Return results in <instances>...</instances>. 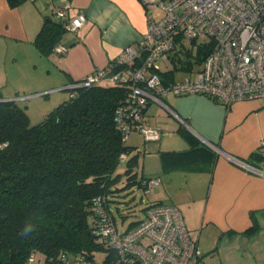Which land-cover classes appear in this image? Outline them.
<instances>
[{
    "label": "crops",
    "instance_id": "obj_1",
    "mask_svg": "<svg viewBox=\"0 0 264 264\" xmlns=\"http://www.w3.org/2000/svg\"><path fill=\"white\" fill-rule=\"evenodd\" d=\"M64 3L68 4L64 21L81 12L85 21L59 39L55 47L63 46L64 51L56 49L47 55L59 70L58 79L32 94L63 89L61 86L115 62L121 49L136 44L146 27L145 10L139 0H22L15 6L0 0L2 98L12 99V93L3 87L19 85V81L38 86L36 82L49 72V65L39 67L46 58L33 40L44 18L55 15V10ZM169 97L168 105L173 113L156 103H150L146 109L150 125L162 131L155 140L159 141L158 158L161 151L189 147L190 142L179 133V128L188 132L193 142L213 149L216 158L211 170L202 171L183 168L166 171L159 158L163 175H158V169L152 170L154 175H142L159 178L154 187L162 185L163 200L181 211L187 228L200 227L197 237L205 232V246H214L211 255L217 257L219 264H264V176L236 161L252 166L249 160L257 164L253 167L264 170V150L260 149V140H264V99L239 100L226 106L202 95ZM166 134L170 138H163ZM174 182L185 185L178 199L170 190ZM155 203L166 204L162 200ZM251 212L258 230L247 235L244 231L253 224ZM200 252L198 262L202 257Z\"/></svg>",
    "mask_w": 264,
    "mask_h": 264
},
{
    "label": "trees",
    "instance_id": "obj_2",
    "mask_svg": "<svg viewBox=\"0 0 264 264\" xmlns=\"http://www.w3.org/2000/svg\"><path fill=\"white\" fill-rule=\"evenodd\" d=\"M7 1L15 6L22 0ZM53 17L44 18L33 40L44 56L55 51L59 39L69 31L63 17H57L58 21ZM209 45L195 46L193 52L180 42L170 59L173 69L168 80L179 71L199 67ZM125 92V86L115 84L76 89L33 125L15 100L0 101V264H31L29 259L36 252L43 255L45 264L63 254L72 260L95 261L94 252L105 250L93 234L98 216L94 198L101 199L98 205L108 211L117 227L109 209L114 195L132 187L144 192L142 182L149 178L134 171L138 151L131 154L135 147L122 140V132L114 123L115 110ZM179 133L190 145L183 150L161 151L163 170H211L216 152L193 142L183 128ZM122 154L126 155L124 160L120 159ZM121 162L123 173L117 172ZM253 214H249L252 226L244 231L247 235L258 230ZM29 222L34 231L24 237L21 229Z\"/></svg>",
    "mask_w": 264,
    "mask_h": 264
},
{
    "label": "built area",
    "instance_id": "obj_3",
    "mask_svg": "<svg viewBox=\"0 0 264 264\" xmlns=\"http://www.w3.org/2000/svg\"><path fill=\"white\" fill-rule=\"evenodd\" d=\"M139 1L145 10L146 27L136 44L124 46L115 62L63 87L72 96L76 89L103 80L125 86V96L114 115L123 141L133 131L145 140L160 138L161 128L150 125L146 109L156 103L173 113L163 97L202 95L226 106L239 100L264 99V0ZM67 7V3L62 4L54 16L64 17ZM157 8L161 10L159 16L152 12ZM84 21L81 12L67 20L66 28L74 31ZM186 40L194 48L208 43L210 50L198 69L191 68L168 80L175 47ZM56 49L64 51L65 47ZM260 149L264 150V140H260ZM124 158L126 155L122 154L120 159ZM236 161L264 176V170ZM158 181L157 177L144 180V192ZM100 201L99 197L94 198L98 216L93 234L106 250L102 262L72 260L63 254L49 264H197V239L186 229L176 206L148 205L143 217L121 232L108 211L98 205Z\"/></svg>",
    "mask_w": 264,
    "mask_h": 264
},
{
    "label": "rangeland",
    "instance_id": "obj_4",
    "mask_svg": "<svg viewBox=\"0 0 264 264\" xmlns=\"http://www.w3.org/2000/svg\"><path fill=\"white\" fill-rule=\"evenodd\" d=\"M161 11L159 8L155 9L154 11H152L154 13L155 16H159L161 14ZM54 15H52L53 17ZM56 21H58L59 19L57 17H53ZM184 47L186 48H190L193 52L195 51L196 48L194 47H190V41H184ZM46 59L44 60V63L40 64V68L43 67L45 68V64L49 65V72L47 71L45 73V76H43L40 81H37L36 84H39L38 86H34V85H26L24 83H20V81L18 82L19 85H9V86H5L3 87V90L5 91H10V93H12V98L13 100L15 99V97H19L15 99V103L24 108L27 112V115L29 116V122L30 125L36 124L38 122H40L46 115L47 112H50L54 107H56L59 103H61L63 100H68L69 97V90L67 89H60V90H46L44 92H40V93H34L32 94L34 91H40L43 90L45 85H50L55 82L58 77L57 75L58 73V69L55 68V62L53 61V59L51 58H47V56H44ZM48 60V63H47ZM37 66V64L35 65ZM198 69V65L193 67V70ZM192 70V71H193ZM183 73H185L184 71H179L177 73V77L181 76ZM10 80V79H9ZM12 80H10L11 82ZM100 84L104 85H108L111 84V82L109 80H103L100 82ZM61 86V87H65ZM48 87V86H46ZM13 89V90H11ZM3 90H1L2 92H4ZM5 93V92H4ZM63 97V98H62ZM170 98V97H169ZM169 98L167 97H163L162 99L168 104L169 102ZM162 109V108H161ZM162 111L165 112L164 109H162ZM136 132V131H133ZM130 133V138L127 140V144L135 147L132 150V153H136V151H138V164L137 167L135 168L134 171L137 172V175L140 176L141 174H147V175H154V173H152L153 169H158L160 172L158 173V175L162 176L163 172L161 170V165H160V159L158 158V153H157V149L158 146L157 144H159V141H144L143 138L141 137V135L137 134V133ZM167 133V132H166ZM171 134H174L172 132H170ZM163 138H170L168 137V134H166ZM174 138H176L177 140H182L180 139L181 137H179L178 134H174ZM182 142V141H181ZM122 170H124V162H121L118 168L117 172L123 173ZM157 175V173L155 174ZM181 184V185H179ZM184 184L182 183H178V182H174L171 186H170V190L172 191V193L174 194V198L178 199L181 196V192L183 191L184 188ZM164 191L162 189V185L161 186H157L154 187L152 190H150L148 193L147 192H143V190L141 189H137L136 187H132L130 190H120L119 193H117L116 195H114V200L110 202V207L109 209L112 210L113 215L115 217L114 221H116L118 230L122 232V230L126 229V227H128L129 223L141 218L144 214V206L148 205V204H152L158 200H162L164 203H170L165 199L164 194H162ZM113 199V198H112ZM172 203V202H171ZM123 214L125 217L122 219L118 214V212ZM198 228H200L199 226L197 228H187L192 237H197L198 236ZM204 233H202L200 235L199 233V237H197V242H199V249H200V253L202 254V257L200 259V261L197 264H219L217 261V257L214 255H211V253L213 252V248L214 246H210L208 245V247L205 246V237H204ZM210 244V241L208 242ZM106 254V250H99V251H95L94 252V260L96 263H101L102 260L104 259L103 257ZM44 257L41 253L36 252L34 254V257L32 259V263L31 264H45L44 262Z\"/></svg>",
    "mask_w": 264,
    "mask_h": 264
},
{
    "label": "clouds",
    "instance_id": "obj_5",
    "mask_svg": "<svg viewBox=\"0 0 264 264\" xmlns=\"http://www.w3.org/2000/svg\"><path fill=\"white\" fill-rule=\"evenodd\" d=\"M34 231V226L31 222L26 223L25 226L21 229V235L24 237H28Z\"/></svg>",
    "mask_w": 264,
    "mask_h": 264
},
{
    "label": "water",
    "instance_id": "obj_6",
    "mask_svg": "<svg viewBox=\"0 0 264 264\" xmlns=\"http://www.w3.org/2000/svg\"><path fill=\"white\" fill-rule=\"evenodd\" d=\"M3 100H5L4 98L3 99H0V101H3Z\"/></svg>",
    "mask_w": 264,
    "mask_h": 264
}]
</instances>
